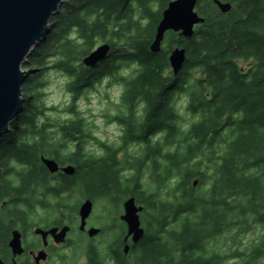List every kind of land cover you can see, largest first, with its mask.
I'll return each mask as SVG.
<instances>
[{
  "label": "trees",
  "instance_id": "16d2710c",
  "mask_svg": "<svg viewBox=\"0 0 264 264\" xmlns=\"http://www.w3.org/2000/svg\"><path fill=\"white\" fill-rule=\"evenodd\" d=\"M170 1L71 0L61 6L47 38L27 57L23 67L31 71L24 84L25 101L0 138L1 257L11 251L8 243L20 215L36 216L37 206L46 213L42 222L53 212L52 222L62 226L74 224L78 210L64 203L68 197L118 203L121 194H130L145 206L141 217L147 233L128 260L119 257L118 264H226L227 256L215 249L213 258L196 253L225 233H246L254 225L262 227L260 236L243 251H233L234 264H264V0H232L227 13L214 0H199L196 10L205 21L194 35L168 31L161 51L153 53L150 44ZM70 33L84 43L69 40ZM100 41L111 44L109 56L95 68L86 67L83 58ZM175 47L187 53L176 75L169 61ZM52 59L56 62L49 65ZM73 61L79 62L78 71ZM132 61L142 66L135 80L115 77L121 63ZM53 68L76 76L69 85L76 96L66 111L77 119L45 117L37 128L36 117L45 111V75ZM106 74L127 87L123 105H115L119 114H105L123 125L125 134L119 147L101 145L107 149L104 158H85L82 147L94 138L83 129L92 126L76 112L75 99ZM189 80L193 83L186 88ZM181 92L191 95L189 111L200 117L187 132L177 126L183 118L170 106ZM142 101L147 108L141 121L136 112ZM66 140L79 142L76 153L62 154ZM41 156L60 165L71 163L76 171L51 173ZM12 158L30 169L16 173L21 179L17 188L6 179L15 172L8 167ZM125 170L132 173L127 178L121 176ZM50 180L57 181L55 187ZM86 256L90 264H103L100 246L93 241Z\"/></svg>",
  "mask_w": 264,
  "mask_h": 264
},
{
  "label": "water",
  "instance_id": "95a60500",
  "mask_svg": "<svg viewBox=\"0 0 264 264\" xmlns=\"http://www.w3.org/2000/svg\"><path fill=\"white\" fill-rule=\"evenodd\" d=\"M65 0H0V138L11 128L10 125L17 118L25 98L24 84L31 70L23 68L27 57L33 50L47 38L51 30V22L59 12ZM199 0H171L162 12V18L156 27L155 37L150 44L153 53L161 51L166 33L173 31L179 35L191 38L196 27L203 23L205 19L199 15L196 6ZM221 12L227 13L232 9L230 2L214 0ZM111 52V44L108 42L98 45L88 55L83 58L86 67L95 68L103 62ZM186 49L175 47L170 55L169 61L174 74H178L186 62ZM42 162L51 173H56L60 169L67 174L73 175L76 167L68 164L60 167L59 163L53 159L41 156ZM195 185L197 182L194 183ZM125 214L122 219L127 223L129 235L133 236V241L137 243L144 235V228L140 218L142 206H137L136 199L130 197L124 204ZM94 209V202L86 199L79 208L80 229L85 230L88 218ZM69 225L54 227L49 230L37 228L36 234L43 237L44 245H48L47 237L52 235L57 243L65 242ZM100 229L90 227L88 235L95 237ZM9 246L15 257L21 256L25 252L22 243V234L19 230L12 232ZM128 247H126V250ZM34 261L40 263L47 259L45 249L38 253L31 252ZM0 264H6L0 259ZM13 264H17L14 261Z\"/></svg>",
  "mask_w": 264,
  "mask_h": 264
},
{
  "label": "clouds",
  "instance_id": "9594fccd",
  "mask_svg": "<svg viewBox=\"0 0 264 264\" xmlns=\"http://www.w3.org/2000/svg\"><path fill=\"white\" fill-rule=\"evenodd\" d=\"M135 6V4H134ZM153 11H156L153 8ZM146 24L147 21H143ZM75 30H73V33ZM70 33L69 40H73L77 45L84 43L82 37H78ZM56 62L55 59L49 60V65ZM72 67L79 70V62L73 61ZM142 66L138 61H132L130 63H121L120 67L115 72V77L123 78V80L132 81L135 80L141 73ZM167 76V73L164 74ZM45 79L48 81L46 87L42 89L44 96L41 98V103L45 109L43 115L36 117V127L40 128L45 124V117H52L64 122L75 121L77 116L73 112L64 111L69 108L73 102L76 94L70 90L69 85L76 80L75 74H69L63 69H51L46 75ZM193 81L189 80L185 85L187 88ZM127 92L125 83L121 80L114 79L112 74H106L99 81L93 83L90 89H85L79 97L75 99V110L80 113V118L84 119L87 125L92 127H85L83 130L85 133H90L89 139L84 143L82 152L85 158H92L99 160L107 155L105 148L101 145H109L119 147L122 143V137L125 134L124 126L117 120L108 122L103 113L108 111V115L115 117L119 113L115 110H108L109 101L113 105H123V98ZM191 104V95L187 92L177 93L173 97V101L170 106L173 108L177 116L182 117L181 121L177 122V126L181 131L187 132L192 127V124L199 122V115H193L189 111V105ZM56 108L57 112L53 113L49 109ZM147 108V102L142 101L137 108L136 116L141 121L145 117V110ZM125 116L128 115L126 108L122 109ZM62 134L58 135V139H61ZM160 138L159 135L155 137L156 140ZM97 141L99 143H97ZM30 142V141H29ZM78 141L66 140L64 141V148L62 149L63 155H71L77 152ZM8 167L15 170L14 173L9 174L6 179L11 182L12 187H20L21 179L16 173H27L30 169L26 164L18 162L15 158L8 161ZM132 173L125 170L121 173L123 178H127ZM56 180H50L49 184L52 187L56 186ZM23 210V206H21ZM37 213L40 212L39 206L36 209Z\"/></svg>",
  "mask_w": 264,
  "mask_h": 264
},
{
  "label": "flooded vegetation",
  "instance_id": "af4514ba",
  "mask_svg": "<svg viewBox=\"0 0 264 264\" xmlns=\"http://www.w3.org/2000/svg\"><path fill=\"white\" fill-rule=\"evenodd\" d=\"M221 1L230 2V3L232 2V0H221ZM109 120L112 121L113 119L110 118ZM104 148L106 151L107 150L106 147H104ZM123 155H124V152L119 153V158H123ZM68 164H71V163H67L65 165H68ZM65 165H60V167L62 168ZM59 173L64 174L62 169L59 170ZM65 196H68V194H65ZM130 197H134L136 199L135 196L128 194L126 196L122 195V197H119L118 199H120V200L118 203H114V202L109 203L110 201H108V200H101L100 201V203L101 202L103 203V206L105 203V206L102 207L103 215L101 214L99 216L101 219H104L105 222L102 225V227L99 228L100 232L97 235V236H100L101 238H103V243L101 245H99L101 253H102L103 264H118L119 257H121V259H122V257L127 259L129 255H131L133 252L136 251V246L146 236L147 231H146V228L143 226L142 217H141L145 206H144V204L138 202L137 199H136L137 206L143 207V210L140 212V218H141V222H142V227L144 228L145 232H144V235L141 238V240H139L137 243H135L133 241V236L129 235L128 225L122 219V215L125 214L124 204ZM9 199L10 198H8V197L4 198L3 203L5 204L6 201H8ZM83 199L85 201L86 199H89V198H83ZM94 206H95V202H94ZM79 208H80V206H79ZM79 208L77 210L78 216H79ZM31 219L34 220V223H35V224H33V226L30 225ZM36 220L37 219H36V216L34 214L30 217V219H29V217H23L22 215H20V218L18 220L17 227L15 228V230L16 229L19 230L22 234V243H23V246L25 248V252L21 256L15 257L13 255L12 250H11L10 253L7 254L5 257L0 256V259L2 261H4L6 264H13L14 261H16L17 264H26L25 262L28 260L31 264H41L42 262H47L50 260V258L52 257V254H53L52 252L56 248H60V247L68 246V245L72 244V240L70 239L69 236H70V233L74 229L73 224H69L67 222V223H63L62 226H57L52 221H51V223H47L48 220H46V219H45V222H42V221H44V219L43 220L38 219V221H36ZM79 220H80V216H79ZM80 223H81V220H80ZM80 223H79V232L82 234L88 235V229L90 228L88 226V221H87V226H86L85 230L80 229ZM119 223L122 224V226H123L120 233L118 231L119 230ZM41 224H43V225H41ZM65 225H69L71 227V230L68 232L65 242L57 243L55 241L54 237L52 235H49L47 237L48 245L45 246L44 242H43V237L40 234L35 233V230L37 228L49 230V229L54 228V227H59V229H61ZM32 232H33L34 236L37 237V239H38L37 241L34 240L33 242H30L29 240H27L28 234H31ZM95 237H90L91 240L93 241V243H95V242L92 238H95ZM79 240H81V239H79ZM213 241L214 240H212L210 242V245L208 246L206 251H204L202 249V251H200V252L197 251L196 254H198V255L202 254V255H205V257H207V258H213V254H212L213 250H214ZM8 245H9V243H8ZM126 247H128L127 250H126ZM9 248H10V246H9ZM43 249H45V251L47 252V259L45 261H41L40 263H36L34 261V256L32 255L31 252L38 253L39 251H41ZM87 262H88V264H90L89 259L87 260Z\"/></svg>",
  "mask_w": 264,
  "mask_h": 264
},
{
  "label": "rangeland",
  "instance_id": "374dc122",
  "mask_svg": "<svg viewBox=\"0 0 264 264\" xmlns=\"http://www.w3.org/2000/svg\"><path fill=\"white\" fill-rule=\"evenodd\" d=\"M70 1L71 0H65L63 2V4L68 3ZM61 11H62V7H60V10L57 14H59ZM55 16H54V18H55ZM54 18H53L52 22L54 21ZM102 43H103V41H100L99 45ZM45 81L48 84V81L46 79H45ZM115 108H116L115 105H113L109 101L108 110H112ZM64 111H66V109H64ZM52 112L55 113L57 111H52ZM105 114H108V111H105L103 113V115L108 122H111L109 120V118L106 117ZM135 149H136L135 147H131L130 152H134ZM203 163H204V165L207 164V160L203 159ZM143 183L144 184L147 183L146 178L143 180ZM120 196L122 197V194ZM83 201H84V199L82 198V195H77L74 197L66 198L64 200V203H66V204L70 203V204H72L73 207L79 208V206L81 205V203ZM104 206H105V203H104ZM104 206H103L102 202L101 203L100 202L95 203L93 212L88 219V226L89 227H92V226L97 227V228L102 227L105 220L101 219L99 216L101 214L103 215L102 207H104ZM63 212H66L67 215L69 214V211L68 210L66 211V209ZM35 214H36V219H37L36 221H38V219L44 218L46 216L45 211L42 209H40L39 213H37V211H36ZM74 215L76 216V219L74 220V224H73L74 229L70 233V236H69L70 239L72 240V244H70L68 246L56 248L55 250H53V252H52L53 254H52V257L50 258V260L47 262H42L41 264H88V262H87L88 259L86 256V248L92 242V240L88 235H85V234H82L79 232L80 220H79V216H78V211L77 212L74 211ZM55 216H56V213L50 212L49 217L51 219H49L47 223H51V221L53 220V218ZM41 225H43V224H41ZM122 227H123L122 224L119 223V230H118L119 233L121 232ZM261 232H262V227L258 226V225H254L252 227V229L246 233H242V234H237V233H233V232L225 233L213 241V243H214L213 248L217 252H220L222 255L227 256V259L225 262L226 264H234L237 260L233 257V251L237 248L240 249V251H243L247 246H249L251 243H253L254 241H256L258 239ZM79 239H81V240H79ZM92 239L94 240V242L96 244L101 245L103 243V238H101L100 236H96L95 238H92ZM27 240H29L30 242H33L34 240L37 241L38 239L36 236H34V234L32 232L31 234H28Z\"/></svg>",
  "mask_w": 264,
  "mask_h": 264
}]
</instances>
